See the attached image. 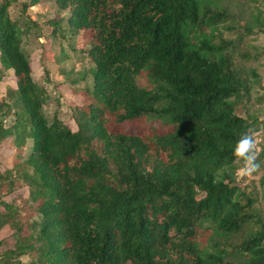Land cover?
Here are the masks:
<instances>
[{"label": "trees", "instance_id": "1", "mask_svg": "<svg viewBox=\"0 0 264 264\" xmlns=\"http://www.w3.org/2000/svg\"><path fill=\"white\" fill-rule=\"evenodd\" d=\"M54 1L65 14L47 21L51 32H68L91 65L70 107L75 129L45 115L21 48L35 0H0V77L11 79L0 146L12 148L10 167L0 160L11 238L0 239V264H264V217L234 181L232 155L260 124L246 112L261 77L224 37L250 27L227 0Z\"/></svg>", "mask_w": 264, "mask_h": 264}, {"label": "rangeland", "instance_id": "2", "mask_svg": "<svg viewBox=\"0 0 264 264\" xmlns=\"http://www.w3.org/2000/svg\"><path fill=\"white\" fill-rule=\"evenodd\" d=\"M18 1L30 2V0ZM227 1L228 4L223 5L235 17L238 16L239 20H243L250 27V32L238 40L233 33L225 32L224 37L233 39L234 43L237 41V46L241 48V51L249 53L253 57L252 60L242 62V66L247 69L248 67L255 69L260 77H264V9L262 4L249 5L247 1L242 0ZM12 9L13 12L18 13L19 7L16 6ZM64 14V12H57L54 0H35V3L25 9L23 22L27 24L28 28H26L28 31H24L25 33L21 37V48L29 58L32 79L46 91L47 97L42 107L43 112L47 116L56 113L71 129H75L70 107L81 102L80 90L77 91L76 89H81L84 84L90 83L89 69L91 65L85 54L80 51H71L69 45L72 42V38H68V32H64L63 36H59V33L51 32L50 24L47 21L57 19ZM256 16H259L257 21L261 25V30L251 20V18ZM31 23L35 26L33 27ZM74 39V46L79 49L84 41L80 36ZM82 75L83 79H80ZM10 81L9 72L1 75L0 91H6L8 86L11 85ZM258 95H261L260 99L257 97ZM255 97L258 100L257 102L253 101ZM249 102L246 113L251 117H257L258 121H260V124L252 129L256 136L260 131L264 132V91H258L257 87L252 85ZM139 124L158 126L160 121L152 118H143ZM124 128H128V125H125ZM259 143L258 147L260 146L264 150L262 138ZM11 152L12 148L7 142L3 141L0 146V160L6 167L11 165ZM262 158H258L260 168L257 172L253 173L251 177H244L243 179H238L240 165L235 162L233 179L242 190L251 194L254 200V209L264 217V189L259 183V178L264 173V158ZM9 233L8 228L6 226L3 227L0 229V239L7 238ZM9 239L11 238L8 237ZM23 260L24 258H22Z\"/></svg>", "mask_w": 264, "mask_h": 264}, {"label": "clouds", "instance_id": "3", "mask_svg": "<svg viewBox=\"0 0 264 264\" xmlns=\"http://www.w3.org/2000/svg\"><path fill=\"white\" fill-rule=\"evenodd\" d=\"M232 155L240 165L238 179L251 177L260 168L257 139L252 130L243 133L235 142Z\"/></svg>", "mask_w": 264, "mask_h": 264}, {"label": "crops", "instance_id": "4", "mask_svg": "<svg viewBox=\"0 0 264 264\" xmlns=\"http://www.w3.org/2000/svg\"><path fill=\"white\" fill-rule=\"evenodd\" d=\"M260 86L262 87L261 91H264V77H261Z\"/></svg>", "mask_w": 264, "mask_h": 264}]
</instances>
